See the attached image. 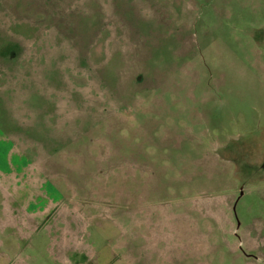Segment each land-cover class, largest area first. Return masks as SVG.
<instances>
[{"label":"rangeland","instance_id":"rangeland-1","mask_svg":"<svg viewBox=\"0 0 264 264\" xmlns=\"http://www.w3.org/2000/svg\"><path fill=\"white\" fill-rule=\"evenodd\" d=\"M0 264H264V0H0Z\"/></svg>","mask_w":264,"mask_h":264},{"label":"crops","instance_id":"crops-1","mask_svg":"<svg viewBox=\"0 0 264 264\" xmlns=\"http://www.w3.org/2000/svg\"><path fill=\"white\" fill-rule=\"evenodd\" d=\"M5 142H7L8 143V149H10L11 148V144H12V142L11 141H9V140H6ZM2 171V170H1ZM4 172V171H3ZM40 200H43L42 198H40ZM64 200V199H63ZM33 204V205H32ZM37 204H38V202H36V203H33V202H30V205H29V208L31 207V206H37ZM53 218H55V217H53ZM58 218V217H57ZM63 220H64V222H66V219H64L63 218ZM49 221V220H48ZM57 221H58V219H57ZM67 222H69L70 224H71V222H70V220L69 221H67Z\"/></svg>","mask_w":264,"mask_h":264}]
</instances>
